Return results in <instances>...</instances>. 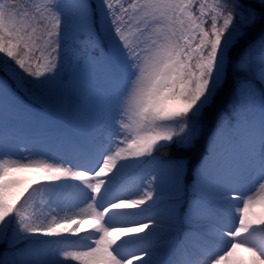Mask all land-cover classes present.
Instances as JSON below:
<instances>
[{
  "label": "snow or ice",
  "instance_id": "6c2138e0",
  "mask_svg": "<svg viewBox=\"0 0 264 264\" xmlns=\"http://www.w3.org/2000/svg\"><path fill=\"white\" fill-rule=\"evenodd\" d=\"M0 74V264H264V0H0Z\"/></svg>",
  "mask_w": 264,
  "mask_h": 264
},
{
  "label": "rangeland",
  "instance_id": "374dc122",
  "mask_svg": "<svg viewBox=\"0 0 264 264\" xmlns=\"http://www.w3.org/2000/svg\"><path fill=\"white\" fill-rule=\"evenodd\" d=\"M93 88H94V85L91 82L84 84V91L86 94H91L90 90ZM100 103L101 101L97 99V104L99 105ZM39 175L40 174L38 172L27 171V170L16 173V176L20 180L24 181L23 186H27L28 183L35 181L39 177ZM145 175H146L145 173L140 172L134 176H129L127 180L124 182L128 186V191H129L131 198H137L135 194L136 185L147 182L146 179H142V177H144ZM250 211L252 214H254L255 218L257 219L264 218V202L256 204ZM161 215H163V213H161ZM144 222L150 223V220L145 219ZM94 223L95 222L92 220L83 221L80 225L81 231H83L84 229H91ZM253 239L255 240L257 244L264 243V236H261L260 234H256L253 237ZM195 242L196 241L193 240V243ZM154 243L159 244L160 241H156ZM223 247L224 245L222 242L218 243L217 249L223 248ZM217 249H213V250L216 251ZM138 255H142V253H138ZM134 264H136V262H134ZM233 264H251L250 254L245 250V248H240L237 250L235 254V258L233 260Z\"/></svg>",
  "mask_w": 264,
  "mask_h": 264
},
{
  "label": "trees",
  "instance_id": "16d2710c",
  "mask_svg": "<svg viewBox=\"0 0 264 264\" xmlns=\"http://www.w3.org/2000/svg\"><path fill=\"white\" fill-rule=\"evenodd\" d=\"M0 75H2V74H0ZM172 152H173V150H171V149H165V150H162L161 152L157 153V155L160 157H166L168 155H171ZM203 152H204V147L201 146L198 149V152L196 154L190 155V165L192 167H195V165L199 162L200 156L203 154Z\"/></svg>",
  "mask_w": 264,
  "mask_h": 264
}]
</instances>
